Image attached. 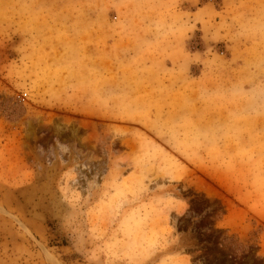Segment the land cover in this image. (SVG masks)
<instances>
[{
    "label": "rangeland",
    "instance_id": "obj_1",
    "mask_svg": "<svg viewBox=\"0 0 264 264\" xmlns=\"http://www.w3.org/2000/svg\"><path fill=\"white\" fill-rule=\"evenodd\" d=\"M0 264H264V0H0Z\"/></svg>",
    "mask_w": 264,
    "mask_h": 264
}]
</instances>
